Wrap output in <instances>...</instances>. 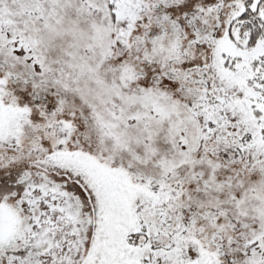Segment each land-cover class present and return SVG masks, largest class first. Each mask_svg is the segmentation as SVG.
I'll return each instance as SVG.
<instances>
[{
    "label": "snow or ice",
    "instance_id": "snow-or-ice-1",
    "mask_svg": "<svg viewBox=\"0 0 264 264\" xmlns=\"http://www.w3.org/2000/svg\"><path fill=\"white\" fill-rule=\"evenodd\" d=\"M0 264H264V0H0Z\"/></svg>",
    "mask_w": 264,
    "mask_h": 264
}]
</instances>
